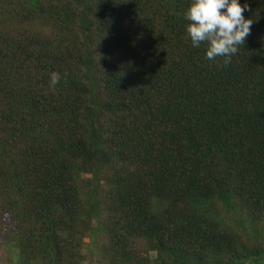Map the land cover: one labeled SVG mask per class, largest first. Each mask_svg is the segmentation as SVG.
I'll use <instances>...</instances> for the list:
<instances>
[{
	"label": "trees",
	"instance_id": "obj_1",
	"mask_svg": "<svg viewBox=\"0 0 264 264\" xmlns=\"http://www.w3.org/2000/svg\"><path fill=\"white\" fill-rule=\"evenodd\" d=\"M245 2L225 65L191 45L190 0H0L7 264H264V0Z\"/></svg>",
	"mask_w": 264,
	"mask_h": 264
},
{
	"label": "clouds",
	"instance_id": "obj_2",
	"mask_svg": "<svg viewBox=\"0 0 264 264\" xmlns=\"http://www.w3.org/2000/svg\"><path fill=\"white\" fill-rule=\"evenodd\" d=\"M248 7L240 0H190L184 19L189 22L185 30L191 45L205 43V59L221 57L225 65L229 64L250 33L253 20L243 15ZM60 79L61 73L52 71L48 86L54 88Z\"/></svg>",
	"mask_w": 264,
	"mask_h": 264
},
{
	"label": "rangeland",
	"instance_id": "obj_3",
	"mask_svg": "<svg viewBox=\"0 0 264 264\" xmlns=\"http://www.w3.org/2000/svg\"><path fill=\"white\" fill-rule=\"evenodd\" d=\"M95 246H91L89 247V249L87 250V254H86V261L88 262V264H102L103 261L102 259H100L97 254L95 253V249L93 248ZM0 264H7V262L5 261V259L3 258L2 254H1V250H0Z\"/></svg>",
	"mask_w": 264,
	"mask_h": 264
}]
</instances>
